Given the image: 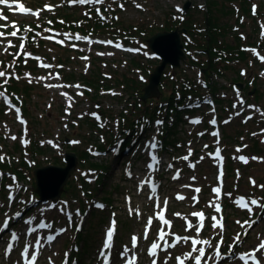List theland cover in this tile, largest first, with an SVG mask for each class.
Returning a JSON list of instances; mask_svg holds the SVG:
<instances>
[{
    "label": "rangeland",
    "instance_id": "1",
    "mask_svg": "<svg viewBox=\"0 0 264 264\" xmlns=\"http://www.w3.org/2000/svg\"><path fill=\"white\" fill-rule=\"evenodd\" d=\"M17 1L27 8L31 7L34 12L39 11L40 15L37 17L31 13H20L15 4L11 8L0 5V11L6 14L8 21L15 24L23 22L28 27H43L45 30H40V34L46 33L47 37H53L51 40L56 42L63 40L64 45L69 46H54L45 38L48 41L47 47L42 48L40 53L47 57L46 62L55 64V56H64L62 69L65 74H84L93 78L97 74L99 83L85 82L81 77L64 79L67 77L57 73L56 70L60 68L55 64L56 70L45 68L35 74H23V77L40 83L33 88L28 100V119L32 123L28 125L25 121H20L19 113L0 106L4 113L3 117L0 115V153H14L13 156L18 159L26 158V162L33 157L36 159L35 164L29 167L28 174L22 173V176L17 167L8 165L5 168L0 165V172L7 171L0 180V227L6 219L9 222V228L0 232V264H25L21 253L26 244H31V256L37 239L44 245L37 264H64L66 253L68 264H103L100 252L104 250L106 233L113 220L117 227L112 248L114 264H125L127 257L121 258L120 253L125 247L132 248L131 238L134 235L140 238L138 246L128 255L134 252L137 264H152L153 259H156L157 264H163L165 260L167 264H178L176 257H183L191 251V241H181L176 248L168 249L167 252L158 250L157 257L148 254L151 244L158 241L160 228L179 236L208 239L214 246L221 236L218 235L220 230L212 227L213 216L217 219L223 216L221 254L225 258L218 261L214 256V247L198 245L197 247H205L204 260L207 264H243L238 259L228 258L229 246H232L231 251L238 257L244 252L252 251L264 240V207L249 203L252 209L249 212L236 203L244 197L246 201L256 199L260 205H264V188L260 187L264 184V61L260 59L264 56V29L261 27L264 25V0H103V3L87 4L72 3L71 0ZM188 1L191 6L185 11ZM254 5L257 9L255 14ZM90 13L95 14L98 19L114 22V29L119 30L117 33L93 32L94 36L104 37L111 44L77 40L75 34H83L78 29L71 30L56 24L69 25L72 21L77 24L90 23L91 20L82 17ZM122 19L124 22L121 25ZM182 20L188 21L193 32L183 35L188 47L186 45L187 57L182 60L181 66L167 68L168 79L171 81L167 80L165 92L169 94L173 86L179 88L185 83L197 85L199 92L189 94L190 98L179 103L176 110L163 113L158 111L157 120L146 114L138 118L143 112L137 111L139 114L135 115L136 123L140 124L138 137L143 136L142 140L128 145L124 142L117 143L118 141L110 144L115 140L113 138L117 135L122 116L125 118L126 114L140 106L128 97L129 90L124 83L129 84L132 78L148 81L154 67L160 62V58L148 47L146 38L145 42L134 40L128 43L119 34L129 28L135 30L136 25L147 27V24H153L155 29L165 22L180 24ZM13 23L0 20V25L12 26ZM211 25L213 29H223L224 33L212 37ZM209 27L212 35H209ZM197 29L201 31L196 35L198 40L207 44L203 50L193 41ZM52 32L56 34H51ZM72 39H75L76 51L70 48ZM9 41L12 43L14 39L7 35L6 38H0V55L13 51L17 53V50L12 51L10 48L5 51ZM209 43L213 46H220V43L225 45L218 53L223 54L225 59H231L224 60L221 57L222 59H216V67L211 65ZM117 44L120 47H116ZM68 56H71L72 61L67 59ZM191 57L203 62L209 59V67L213 68L211 76L204 74L209 67L201 68L192 62ZM140 63L144 67L137 68ZM76 81L89 86L76 87ZM210 82L213 84H208ZM47 85L64 87L49 88ZM3 92L11 95L5 88ZM158 96L161 97V93ZM192 97L194 100L213 97V102L211 105L203 104L202 107H188ZM245 98L247 103L241 104V100ZM250 105L255 108H250ZM146 106L151 108L149 105L141 107L147 109ZM241 108L245 109V113H239ZM197 119L201 123H192ZM213 119L220 123L218 136L212 135L216 132L215 126L210 123ZM13 133L18 134L15 140L11 138ZM118 134L120 136V131ZM23 137L25 138L22 139ZM59 137L62 142L70 141L62 149L55 146L62 156L54 149L55 143L52 141ZM21 141L30 144L21 146ZM43 142L46 143L42 147V154L33 156L27 152L34 143L42 145ZM153 142L157 144L156 148L151 147ZM121 145L127 146L124 148L126 151L122 150ZM217 148L221 150V156L223 153L227 154L225 191L232 194L231 197L224 195L223 199H219V203L223 205L221 213L209 206L210 202L216 200L212 189L218 186V159L215 156ZM238 148L241 151H237ZM40 149L38 147L36 151ZM74 151L80 158L61 195L49 202H37L35 199L28 202L24 195L28 196L37 189L33 169L51 164L49 161L56 158L59 159V165L65 166V154ZM152 156L157 157L158 164L152 160ZM185 156L189 157L188 160L182 159ZM240 156L248 157L250 161L245 164L238 159ZM251 157L260 159L253 160ZM37 163L40 166L35 168ZM149 164L154 167L149 168ZM193 164L195 168L190 166ZM20 168L28 170L24 166ZM177 172L180 174L179 178L173 179ZM153 177L162 181L158 191L150 186L149 180ZM252 180L256 182L255 185ZM195 188H200L201 192L196 193ZM6 191L13 193L14 199L10 201ZM178 194L186 199L177 200ZM193 196L198 197L199 203L192 200ZM165 199L168 200L165 217L172 221L171 228L156 219V213L160 211L156 204L158 202L163 208ZM201 210H206L207 216L205 228L197 236L194 229L186 230V220L196 224L198 218L191 213ZM18 212L20 216L17 217L15 214ZM175 213L181 215L176 216ZM69 215L72 217L71 221ZM149 217L153 218V224L148 230V239L145 240L144 232ZM28 220L32 223H25ZM39 223L51 227L39 228ZM33 227L37 230L29 235L28 229ZM61 229L66 231L61 232ZM12 231L20 239L12 242L13 250L6 256L5 250L11 242ZM238 234L240 242L236 243L235 237ZM50 235L56 237L51 243L47 241V236ZM166 239L168 243L174 242V236L170 235ZM158 242L162 249L164 242ZM196 254L193 253V257ZM257 256L264 261V250ZM185 264H195V261L186 260Z\"/></svg>",
    "mask_w": 264,
    "mask_h": 264
},
{
    "label": "snow or ice",
    "instance_id": "2",
    "mask_svg": "<svg viewBox=\"0 0 264 264\" xmlns=\"http://www.w3.org/2000/svg\"><path fill=\"white\" fill-rule=\"evenodd\" d=\"M72 3H80V4H87V3H103V0H71ZM13 4H15L16 8L18 9V11L20 13L23 14H28L31 13L34 16L39 17L40 12L39 11H33L29 8H27L23 3H16V0H0V5H4V6H8L9 8H11L13 6ZM45 7H49V6H45ZM121 7H123V5H121ZM137 7H140V5H137ZM255 9L256 6H253V12L255 14ZM49 10H51L49 8ZM0 20H4L7 21L8 17L5 16L3 14L2 11H0ZM51 23V22H49ZM6 27L5 25H0V28ZM12 27L14 28V30L10 33H7L5 31H0V38H6L7 36L10 37H17L18 34L21 32V29L15 24H12ZM262 29H264V25H261ZM23 31H27V32H31L32 29L31 28H26ZM262 35H264V31H262ZM24 37H21V39H23ZM46 39H53V37L49 36V37H45ZM77 40L79 39H88L87 37H80V36H76L75 37ZM60 44H63L64 41L60 40L57 41ZM99 43H108L111 44V41H100ZM116 47H120L119 44L115 45ZM10 47H14V45L11 44V41L8 42L7 47H5V51H8V48ZM27 55H31L30 53H28ZM39 59V58H37ZM84 59H87V57H84ZM260 59L262 61H264V56H261ZM44 68H51L52 65L49 64H42L41 65ZM62 67V66H61ZM6 73L4 71H0V77H5ZM7 81H5L6 83ZM31 82V81H30ZM47 87L51 88V87H64V85H47ZM76 87H80V85H76ZM80 95H83V93H79ZM62 95L67 96L66 93H62ZM5 93L4 92H0V97H4ZM243 103V101L241 100V104ZM71 106V103L69 104V107ZM235 107V105H234ZM250 108H255L254 105H250ZM17 112H19V109H16ZM237 115H239V113H237ZM248 119H251V117H248ZM23 122V121H22ZM228 121H225V123H227ZM246 122V121H245ZM158 123H162V121H158ZM192 123L194 124H199L201 123L200 120H193ZM210 123L212 124H216L217 121L215 119H213L212 121H210ZM202 135V134H201ZM212 135L214 136H218L219 133L217 132H213ZM255 135V134H254ZM13 140L16 139L15 136L11 137ZM152 148H156L157 144L155 142H153L151 144ZM246 147V146H245ZM220 149L217 148L216 152H215V156L217 159L219 160H223V157L220 155ZM237 151H241V149H237ZM191 154V153H190ZM188 156L183 157L182 159L184 160H188ZM5 159L4 156H0V161H3ZM238 159H240L243 163L247 164L249 162V158L245 157V156H240L238 157ZM251 159L253 160H257L260 159L258 157H251ZM152 160L153 161H157V164L159 163V161L157 160L156 156H152ZM191 167L195 168V164L190 165ZM149 168H153L154 165L153 164H149L148 165ZM171 167V165L169 166ZM3 174L0 173V176H2ZM179 172H177L176 176L173 177V179H178L179 178ZM223 171L221 170L219 173V178L221 180V186H217L215 188L212 189L213 193H215L216 195V200L210 202L209 206L214 207L215 211L217 213H221L222 212V207L221 204L219 203V199L221 197V193H222V178H223ZM192 179H195V177H193ZM255 181L252 180V184L255 185ZM11 187V186H9ZM184 187H189V185H184ZM261 188H264V184L260 185ZM194 191L196 193H200L201 189L200 188H195ZM224 195H227L229 197H231V193H224ZM12 199H14L13 196H9V200L11 201ZM151 199V197H150ZM177 200H185L186 198L183 195H177L176 196ZM192 200L195 203H199V199L197 196H193ZM236 203L242 207L247 209L249 212L252 211L251 207H249V203L251 205H257L259 207H264V205H260L259 202L256 199H251L250 201H246L244 199V197H241L238 201H236ZM163 205L164 207L161 208L160 204L157 202L156 207L160 209L159 212L156 213V219H158L159 221H161L163 223V225L168 226L169 228H171L172 226V221L169 219H166L165 217V212L167 210L168 207V200L165 199L163 201ZM97 207H103V205H97ZM132 210L130 209V214H131ZM79 215V213H77ZM17 217L20 216V213H16L15 214ZM137 215H139V212L137 210ZM174 215L176 216H180V213H175ZM192 216L197 217L198 218V222L196 224H193L191 221H187L186 220V230H195L197 236L199 235V233L205 228V220H206V216L205 213L203 211H194L191 213ZM72 217L71 215H69V221H71ZM186 219V218H185ZM212 221H214V223L212 224V227L214 229L218 228L220 230V232L218 233V235L221 236V239L217 242L216 245H212L211 240L208 239H199V238H195L193 236H179V235H175L174 233H170V232H166L164 230V228H160L159 230V235H158V241H163L164 242V246L161 249V245L158 241H154L150 248L148 249V254L151 257H157L158 255V250H161L163 252H167L168 249H172V248H176L178 244L181 243V241L184 242H188L191 241V251L188 253H185L183 257L181 256H177L176 260L178 262V264H185L186 260H192L194 259L195 264H202V261L204 262V264H207V261L204 260L205 257V247H197L198 245H205L208 247H214L215 248V252H214V256L215 258L219 261V260H223L225 257L222 256L221 254V244H223V231H224V223H223V216L220 217V219H217L215 216L211 217ZM25 223L27 224H31L32 221L28 220ZM237 223H240L239 221H237ZM252 223H255V221H252ZM153 224V218L149 217L147 220V226L145 228V232H144V239H148V230L149 228H151ZM245 224H248V221H245ZM39 228H46V227H51V225H46L44 223H39L38 224ZM249 227H251V224H249ZM9 228V222L6 219L3 223V226L0 227V232H3L5 229ZM36 228H29L28 229V234L31 235L32 233L36 232ZM79 230V229H78ZM116 222L113 220L111 222V227L108 229L107 233H106V240L104 242V250H102L100 252V256L103 258V264H114V261L112 259V248H113V238H114V234L116 233ZM61 232L66 231V229H61ZM247 233L245 232V235ZM174 236V242L173 243H168L166 237L168 236ZM10 238H11V242L8 243L7 248L5 250V255L8 256L11 254L12 250H13V243L12 242H17L20 239V236L15 232L12 231L10 234ZM56 239L55 236H47V241L49 243H51L52 241H54ZM139 237L137 236H132L131 238V243H132V248L129 249L128 247H125L124 250L120 253L121 258L127 257L125 264H137V257L135 255V253L133 252L132 255H128L129 252H132V249H135L138 246V242H139ZM235 242L239 243L240 242V235L238 234L235 237ZM33 247L31 244H26L25 248L23 250V252L21 253L23 260L25 262V264H37V260H38V256L40 254L41 249L44 247L43 244H41L40 240L37 239L35 242V251L31 254V256H29V248ZM232 246H229V253H228V258L229 259H238L239 261H242L243 264H264V261H262L260 258H258L257 254L260 253L262 250H264V240H261L260 243L252 250V251H248V252H244L242 254H240L238 257L235 255V253H233L231 251ZM193 253H197L194 257H193ZM170 256V254H169ZM65 261L64 264H68V260H67V253L65 254ZM208 259H212V257H208ZM152 264H157L156 259L152 260ZM163 264H167V260H165L163 262Z\"/></svg>",
    "mask_w": 264,
    "mask_h": 264
},
{
    "label": "trees",
    "instance_id": "3",
    "mask_svg": "<svg viewBox=\"0 0 264 264\" xmlns=\"http://www.w3.org/2000/svg\"><path fill=\"white\" fill-rule=\"evenodd\" d=\"M94 10H92V11H94ZM66 12L64 13L65 15L67 14ZM94 15L95 14L90 13L88 15L82 16L86 19L91 20L92 22H90V23H78L77 24V22L72 21L69 23V25L59 24V23H56V24H57V26L59 25L58 27L70 28L71 30L78 29L81 33H84V34H86V33L93 34V32L94 33H104V34L105 33L108 34L109 32H112V31H114L115 33L119 32V30L117 28L114 29V27H116V26H114V22H110V21H107L105 19H98ZM121 21L122 22H120V24L122 25L124 20L122 19ZM148 25H150V24H147V27H143L142 25H136L135 26L136 28L133 31L130 28L129 29L126 28L127 31L123 32V34H126L128 37L124 36L123 34H119V35L123 38V40H125V42L129 43V42H133L134 40H141V41L145 42L146 40H148V38L150 36H152L153 34H155L158 31L173 30V29H176L178 27L186 28L189 33L193 32V28L191 27V25L188 24V21L184 22V20H182L180 24H174L171 21L168 24L165 22V24L162 25L160 28H155V29H153V24H152V26H148ZM26 28L27 27L25 25L24 29H26ZM28 28H30V27H28ZM31 28H32V33H33L34 38L28 42V47L35 52L41 51L42 48L45 49L46 45H47L45 40L42 39L41 37L37 38V36H35V35H38L39 31L43 30V28L39 27L38 25H34ZM149 28H151V29H149ZM208 29H210V27ZM211 29L213 30V35L211 34L212 33ZM211 29L209 30V35H212V37L213 36H219L220 34L224 33L223 29H221V30L213 29V25H211ZM196 33L197 34L194 35L195 39H193V41L196 42L195 45L198 48L203 50V48L207 47V44L205 42L203 43L201 40H198V38L196 36V35H198V33H201V31L197 29ZM216 33H219V34H216ZM145 38H146V40H145ZM183 41L185 43V47H186V45L188 47L186 38L183 37ZM54 44L58 45L57 43H54ZM208 47L210 48V52H211L210 53L211 54L210 55L211 65H213L214 67H216V65L218 63V61H216V59H218V60L222 59V58L224 60L231 59V57H228L229 59H225L223 57L224 56L223 54L218 53V51H222L221 49L225 48V45L220 43V46L219 45L213 46L211 43H209ZM218 48H220V49L218 50ZM14 54L15 53L13 52L11 55L8 56V58H4V61H3L4 67L10 68L11 65H13V67H16L19 70V72H21V73L23 71H25L26 69L27 70L29 69L30 71H35L38 69V65H37L35 60L30 59V60L25 61L23 56H18L16 63H13V61H15L14 60ZM213 55L214 56L217 55V57H214ZM49 56L52 57V54H49ZM56 58H57V64L60 65L63 62V58L61 57V55H57ZM67 59L71 60V57L68 56ZM192 62L196 63L201 68H208L209 67V59H207L206 61L203 62V60L196 59L193 57ZM141 65H142V63L138 64L137 68L144 67ZM155 67H154V69H155ZM167 68L164 71V74H163V77H162V80L160 83L161 97H159V96L153 97V98H149L147 100L142 99V96L144 94V87L148 84L147 80H140L139 81V79L132 78V79H130L131 82H129V84L126 82L124 83L125 87L129 90V96L128 97L132 98V100L134 101L133 103H135L136 105H140V106H137V110H133L129 114H126L125 118H123V116H122V118L120 120V124H119L118 129L123 134V136L125 138H127L128 142H130L131 139L137 135V132L139 131V128H140V126H139L140 124L137 125V123H136L137 118L135 115H138L142 111L143 113H141L140 116H138V118L143 116V114L150 116L151 119L158 118L159 117V114L157 113L158 111L163 113V111L168 112L171 110H176L177 108H179V103H183L184 99L190 98L189 94L199 92V90L197 89V85H190L188 83H185V84H182L179 88H175V86H173L172 92H170L169 94H166L165 89H166V86L168 84L167 80L171 81L170 79H168ZM208 69L209 70L205 71L204 74L206 73V74H209L211 76V73L213 72V68H211V66H210ZM150 71H153V70H150ZM96 75L97 74H95V77L93 78L92 76H86L84 74H81L79 76H77V74H75V73L65 74V76L67 77L66 78L67 80H70V77H72V79H77L78 77H81L82 81L84 80L85 82H89L92 84L93 83H99V78H97ZM146 78H147V76H146ZM122 83H123V80H121L120 84H122ZM208 84H213V82H210ZM0 85L2 87L3 86L6 87L10 93L17 94L19 99H21L20 97L22 96V101H23L22 104H23L24 113L28 117L30 114V108L28 106V100L32 96V90H34L33 88L34 87L36 88L38 86V83L36 81H32V80H29L26 78H20V77L15 78L11 74V77L8 79V81L6 83L4 82L3 79H0ZM252 88L254 89L255 87H252ZM160 104L162 107L159 106ZM142 105H149L151 108L149 109L146 106L147 107V109H146V108L141 107ZM137 111H139V113ZM0 114H2V109L0 110ZM28 144H30V143H28ZM38 147H40L41 149L36 151V149ZM42 147L43 146L37 145V143H34L33 146H30V150H28L27 152L36 156V154H42V149H43ZM19 148H20V146H19ZM25 153H26V151H25ZM77 156L79 159L80 155L77 154ZM5 158H8V157H5ZM12 158L13 159L10 158V159H4L3 161H0V165L2 167H5V168H7L8 165L15 166L18 168L19 175L22 176V173L27 175L28 171L30 170L29 167L33 166V165L26 162V160H25L26 158H22V159L19 158L18 159L17 156H14V157L12 156ZM58 160L59 159L56 158V160L54 159V160H51L49 162H52V163L56 162L55 164H60V163H57ZM21 166L27 167L28 170L27 171L21 170V168H20ZM38 166H40V164L37 163L35 168ZM33 171H35V169H33Z\"/></svg>",
    "mask_w": 264,
    "mask_h": 264
},
{
    "label": "water",
    "instance_id": "4",
    "mask_svg": "<svg viewBox=\"0 0 264 264\" xmlns=\"http://www.w3.org/2000/svg\"><path fill=\"white\" fill-rule=\"evenodd\" d=\"M191 6L190 1L185 4V11ZM188 33L186 28H176L173 30L158 31L148 39V45L154 53L161 59L150 74L149 82L144 87L143 100L157 97L160 93V83L164 71L168 65L173 68L181 66L182 60L186 59L185 44L183 34ZM65 166L48 164L35 169L37 181V193L39 201L47 202L58 198L70 178L73 170L78 163L75 152H67L65 157Z\"/></svg>",
    "mask_w": 264,
    "mask_h": 264
},
{
    "label": "flooded vegetation",
    "instance_id": "5",
    "mask_svg": "<svg viewBox=\"0 0 264 264\" xmlns=\"http://www.w3.org/2000/svg\"><path fill=\"white\" fill-rule=\"evenodd\" d=\"M255 13H256V11H255Z\"/></svg>",
    "mask_w": 264,
    "mask_h": 264
}]
</instances>
